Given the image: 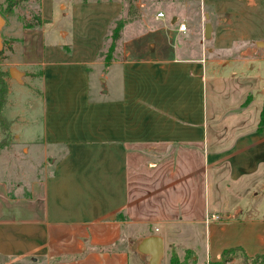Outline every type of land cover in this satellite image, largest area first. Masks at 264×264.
<instances>
[{
  "label": "crops",
  "instance_id": "1",
  "mask_svg": "<svg viewBox=\"0 0 264 264\" xmlns=\"http://www.w3.org/2000/svg\"><path fill=\"white\" fill-rule=\"evenodd\" d=\"M35 7L41 24L18 30L12 58L26 99L9 97V83L2 115L22 156L40 149L44 169L30 178L0 167V264H148L136 243L149 235L195 264L238 246L264 255V0ZM214 224L215 257L199 260L183 238Z\"/></svg>",
  "mask_w": 264,
  "mask_h": 264
},
{
  "label": "rangeland",
  "instance_id": "2",
  "mask_svg": "<svg viewBox=\"0 0 264 264\" xmlns=\"http://www.w3.org/2000/svg\"><path fill=\"white\" fill-rule=\"evenodd\" d=\"M4 1V0H3ZM16 2L15 7L11 13L5 12V3L3 6L0 7V12L2 11V15L4 18H7L5 25L0 30L1 41L3 44L2 47V56L0 57V79L2 81V85L6 87V98L7 93L9 91V83H13L12 90L10 92L9 97H14L17 95V101L22 102L26 99V94L23 93L25 91L21 90L20 88H25L21 84H18L14 78L9 75V68L15 67L16 63H13L12 60L13 56H19V34L18 30L21 27H25V25L35 24L37 22V15H36V0H14ZM12 28V30H10ZM115 25L111 26L109 34L106 38V47L103 50V55L105 59H109L113 56L114 50L109 52V46L111 44L112 38L111 34L113 32ZM18 68H22L23 71L25 68L23 66L18 65ZM17 70V69H16ZM19 71V70H18ZM40 71L38 69L33 70L32 73L27 74L30 79L37 80L39 78ZM3 74V75H2ZM10 79V80H9ZM12 81V82H11ZM22 88V89H23ZM30 100L29 98H27ZM20 103V104H22ZM23 105V104H22ZM4 106V105H3ZM2 130V134L0 135V139L4 140L6 145H2L3 147L0 149V167L3 168L5 171H9L8 173H13V171L21 170L24 174H29V177H35V175H40L42 168L44 169V160L43 155L40 153V149L37 151L36 149V156L35 157H23L20 150V146L16 145L10 133H5ZM22 147V146H21ZM43 152V150H42ZM50 160V159H49ZM50 162V161H49ZM52 162V161H51ZM28 177V176H27ZM19 178H16L14 181H18ZM14 184V183H13ZM15 185H12L13 188ZM211 197H213V189L211 190ZM210 231L208 228L204 227H195L192 228V233L189 234L188 238H183L186 247H190L194 250L197 258L200 260L201 258L206 256V245L208 241V235H219L218 225L214 224L213 226L210 225ZM184 244V243H181ZM209 253V252H208ZM207 253V254H208ZM177 257L181 264H195L192 260L191 252H185L181 250V247L175 250V247L169 246V244H165V254L161 264H171L170 259L172 257ZM208 256L210 259H214L215 254L211 251ZM235 261L233 264H243L241 254L236 256Z\"/></svg>",
  "mask_w": 264,
  "mask_h": 264
},
{
  "label": "trees",
  "instance_id": "3",
  "mask_svg": "<svg viewBox=\"0 0 264 264\" xmlns=\"http://www.w3.org/2000/svg\"><path fill=\"white\" fill-rule=\"evenodd\" d=\"M130 7H131V3L133 0H127ZM5 3V12L6 13H11L13 11V8L16 5V2L14 0H4ZM37 22L35 24H41V19L39 17H37ZM125 19H119L114 25V29L113 32L111 34V44L109 46V52H112L115 48V44L118 40V38L121 35V30L123 28ZM30 25H25V27L27 26H31ZM1 56H2V51H1ZM110 59V58H109ZM3 75V74H2ZM6 87L2 85V81L0 79V128L3 130H7L9 125L7 120L3 117L2 115V108L3 105L5 104L6 101ZM264 121V106L260 115V125L259 128L262 124V122ZM4 145H6L5 141L2 139L0 140V149L3 147ZM238 254H241L242 257V262L243 264H264V255H255L253 257H248L245 252L243 251V249L241 247H231V248H227L224 249L222 251L221 254V261L219 262H211L209 264H226L227 262L231 261L232 259H234L236 256H238ZM171 264H181L180 261L178 260L177 257H172L171 258Z\"/></svg>",
  "mask_w": 264,
  "mask_h": 264
},
{
  "label": "water",
  "instance_id": "4",
  "mask_svg": "<svg viewBox=\"0 0 264 264\" xmlns=\"http://www.w3.org/2000/svg\"><path fill=\"white\" fill-rule=\"evenodd\" d=\"M5 24L4 17L0 14V30ZM211 33V25L207 22L204 26L203 35L204 38H209ZM2 41L0 37V53L2 50ZM1 57V54H0ZM9 75L16 79L20 80V77L22 76V72L16 70L14 67L9 68ZM136 250L140 254L149 256L148 264H159L163 254H164V241L162 237L158 235H149L146 237L141 238L136 243Z\"/></svg>",
  "mask_w": 264,
  "mask_h": 264
},
{
  "label": "built area",
  "instance_id": "5",
  "mask_svg": "<svg viewBox=\"0 0 264 264\" xmlns=\"http://www.w3.org/2000/svg\"><path fill=\"white\" fill-rule=\"evenodd\" d=\"M162 17H164V13H163V11H158V12L156 13V18H162ZM178 29H179V30H185V24H184V23H180L179 26H178ZM208 219H219V216L213 214V215L207 217V220H208Z\"/></svg>",
  "mask_w": 264,
  "mask_h": 264
}]
</instances>
